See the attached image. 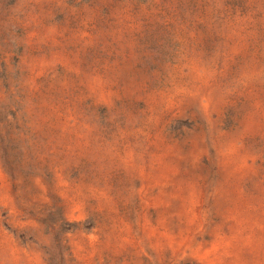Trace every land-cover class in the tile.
I'll list each match as a JSON object with an SVG mask.
<instances>
[{"label": "rangeland", "instance_id": "1", "mask_svg": "<svg viewBox=\"0 0 264 264\" xmlns=\"http://www.w3.org/2000/svg\"><path fill=\"white\" fill-rule=\"evenodd\" d=\"M0 264H264V0H0Z\"/></svg>", "mask_w": 264, "mask_h": 264}]
</instances>
